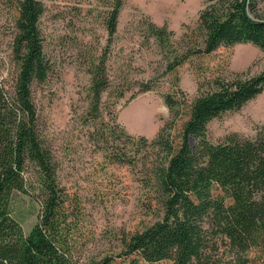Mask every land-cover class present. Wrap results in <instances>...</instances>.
<instances>
[{"label": "trees", "instance_id": "1", "mask_svg": "<svg viewBox=\"0 0 264 264\" xmlns=\"http://www.w3.org/2000/svg\"><path fill=\"white\" fill-rule=\"evenodd\" d=\"M122 5L123 0L110 4L105 18L108 39L116 32ZM15 7L10 42L14 69L11 82L0 78V264H83L76 250L79 201L57 180V165L45 144L33 96V86L46 81L53 69L39 28L43 2L15 0ZM148 30L161 45L173 36L165 23L159 26L149 21ZM192 32L181 52L168 60V72L192 55L210 54L237 43L249 42L264 53L260 0H202ZM186 36L184 32L181 38ZM105 60L104 53L88 67V111L93 119L109 85ZM173 82L176 86V75ZM263 89L264 66L254 74L230 71L198 82L189 102L178 87L164 95L170 121L149 142L158 159L147 168L146 179L158 205V217L123 235L118 261L104 256L90 264H156L162 260L172 264H258L253 253L264 255V130L260 128L252 136L232 131L216 143L206 134L212 119L238 111ZM184 115L172 135L170 130ZM107 127L114 139L121 134L130 137L115 122ZM191 137L201 138L203 153L221 165L209 189L199 196L191 192L187 180L196 157ZM139 139L146 142L142 136ZM111 149L110 157L123 159L113 145ZM16 193L39 203L28 234L13 213ZM239 214L248 224L240 221Z\"/></svg>", "mask_w": 264, "mask_h": 264}, {"label": "rangeland", "instance_id": "2", "mask_svg": "<svg viewBox=\"0 0 264 264\" xmlns=\"http://www.w3.org/2000/svg\"><path fill=\"white\" fill-rule=\"evenodd\" d=\"M113 1L42 0L44 10L39 20L44 51L53 69L46 81L33 86V96L45 144L57 165V180L79 201L76 250L83 264L104 256L118 261L123 235L158 217V205L146 179L147 168L157 158L149 142L170 121L164 95L178 87L189 102L198 82L230 71L254 74L264 66V53L245 42L192 55L174 72H168V60L194 35L202 0H123L116 32L108 39L105 18ZM260 6L264 11V0ZM16 15L15 0H0V78L8 83L14 69L10 42ZM149 21L159 26L165 23L173 31L170 41L159 44L150 35ZM184 32L187 36L181 38ZM104 53L109 85L93 119L88 111V67ZM174 75L178 77L176 86ZM146 85L148 89H144ZM185 118L176 121L172 135ZM114 122L130 137H110L107 126ZM260 128L264 130V89L238 111L212 119L206 138L216 143L229 132L252 136ZM141 136L146 142L139 139ZM189 143L196 157L187 180L191 192L199 196L209 189L221 165L203 153L201 138L191 137ZM112 145L123 159L110 157ZM12 207L28 234L36 221L38 201L16 193ZM239 219L248 224L241 214ZM253 255L261 264L264 255L260 257L257 251ZM156 264L172 263L162 260Z\"/></svg>", "mask_w": 264, "mask_h": 264}, {"label": "bare ground", "instance_id": "3", "mask_svg": "<svg viewBox=\"0 0 264 264\" xmlns=\"http://www.w3.org/2000/svg\"><path fill=\"white\" fill-rule=\"evenodd\" d=\"M140 116V115H139Z\"/></svg>", "mask_w": 264, "mask_h": 264}]
</instances>
